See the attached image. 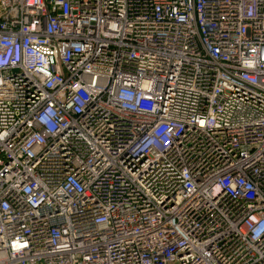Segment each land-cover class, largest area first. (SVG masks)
<instances>
[{
  "label": "built area",
  "instance_id": "1",
  "mask_svg": "<svg viewBox=\"0 0 264 264\" xmlns=\"http://www.w3.org/2000/svg\"><path fill=\"white\" fill-rule=\"evenodd\" d=\"M0 264H264V0H0Z\"/></svg>",
  "mask_w": 264,
  "mask_h": 264
}]
</instances>
